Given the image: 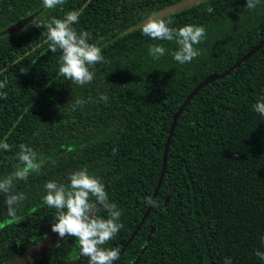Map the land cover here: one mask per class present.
Listing matches in <instances>:
<instances>
[{"label":"trees","instance_id":"obj_1","mask_svg":"<svg viewBox=\"0 0 264 264\" xmlns=\"http://www.w3.org/2000/svg\"><path fill=\"white\" fill-rule=\"evenodd\" d=\"M180 0H65L55 9L42 0H0V32L39 9L17 32L0 35V178L14 171L21 143L37 153L39 173L15 182L26 200L9 216L0 193V264L42 240L55 209L43 202L49 180L68 184L85 168L101 179L109 201L122 210L123 228L105 247H124L152 198L163 165L173 115L206 77L226 71L264 39V0H207L171 13L170 27L204 26L200 55L179 64L174 42L141 33L145 13ZM211 6L213 11L206 9ZM83 9L73 27L101 46L105 62L95 79L78 86L58 76L60 51L45 43L36 20L63 18ZM163 44L153 59L148 48ZM20 63H14L19 58ZM107 102H96L99 95ZM264 97V44L227 75L205 85L175 124L165 171L151 210L116 264H264V116L254 105ZM77 99L85 101L73 109ZM113 149H116L114 152ZM106 216L107 213H100ZM146 249L143 251V248ZM89 264L76 238L67 237L33 264Z\"/></svg>","mask_w":264,"mask_h":264},{"label":"clouds","instance_id":"obj_2","mask_svg":"<svg viewBox=\"0 0 264 264\" xmlns=\"http://www.w3.org/2000/svg\"><path fill=\"white\" fill-rule=\"evenodd\" d=\"M261 0H246V8L254 10ZM47 9H55L63 5L65 0H42ZM198 3L207 4V0H198ZM213 11L209 5L206 9ZM83 9L68 11L63 18L51 17L45 20H36L33 25L37 28H45L47 37L45 43L51 52L60 51L59 68L57 75L72 81L78 86L90 84L95 79V65L105 62L101 46L89 43L90 34L73 27L79 22ZM172 20L158 16L156 13H145L144 20L139 24L141 33L153 40L174 42L177 45L173 51V59L183 65L191 63L201 53L200 44L206 37L204 26L186 24L182 27H170ZM149 55L159 60L166 54L163 44H152L148 48ZM22 57L14 61L20 63ZM6 86L5 81H0V89ZM0 97L7 98L6 92H0ZM109 97L99 95L96 102H107ZM85 101L77 99L73 109L82 107ZM254 110L264 116V97L257 101ZM0 150L10 151L11 146L6 141H0ZM115 152L116 149H113ZM18 163L14 171L0 178V193L6 196L5 204L9 216H14L18 207L23 205L26 196L23 192L14 191L15 182L27 180L30 174L39 173L42 164L38 153L29 145L21 143L16 153ZM68 184L49 180L45 183L43 202L51 209H55L54 222L51 224L52 232L61 239L73 237L78 240L80 255L89 259V264H113L119 258V248H108L105 245L113 240L123 224L120 222L122 210L115 203L109 201L105 185L101 179L81 168L71 172L68 176ZM152 207L157 203L152 198L145 201ZM101 211L107 215H101ZM264 241V237H262ZM256 255L264 260V252L259 250ZM225 264H232L230 258Z\"/></svg>","mask_w":264,"mask_h":264},{"label":"water","instance_id":"obj_3","mask_svg":"<svg viewBox=\"0 0 264 264\" xmlns=\"http://www.w3.org/2000/svg\"><path fill=\"white\" fill-rule=\"evenodd\" d=\"M198 0H180L174 4H171L169 6H166L160 10H158L157 12H155L158 16L160 17H166L171 13L177 12L179 10H182L183 8H188L189 6H194L197 5ZM42 10L39 9L25 17L20 18L17 22L9 25L8 27H6L4 30H2L0 32V35H4V34H9V33H13V32H17L20 31L21 29H23V27L25 26V24L27 22H29L31 19H33L36 15H38V13ZM142 22V21H141ZM140 22V23H141ZM138 25H134L131 26L130 28H128L125 32L131 31L133 29H136ZM264 44V39H262L253 49H251L249 52H247L245 55H243L239 60H237L232 66H230L226 71L220 73V74H211L208 77H206L202 82H200L189 94L188 96L185 98V100L182 102V104L180 105V107L178 108V110L175 112V114L173 115V120L170 126V129L168 131V137H167V141L165 143L164 146V153H163V165H162V169H161V173L157 182V186L154 190L152 199L154 200L158 189L161 185L162 182V178L164 175V171H165V164H166V154H167V150H168V146L170 143V138L173 134L174 128H175V124L177 122L178 117L181 115L183 109L185 108V106L187 105V103L208 83L218 79V78H222L225 75H227L230 71L233 70L234 67L239 66L243 61L247 60L252 54H254L258 49H260L262 47V45ZM151 205H148L146 211L144 212L140 222L138 223V225L136 226L135 230L132 232L131 236L128 238L127 242L125 243L124 247L121 249L120 253H119V258L121 257V255L124 252L125 246H127L131 241L132 238L135 236L137 230L141 227V225L143 224V222L145 221L146 217L148 216L150 210H151ZM64 239H61L56 233L54 232H49L45 235V237L40 240L39 242H37L35 245L29 247L28 249H26L22 254L12 258L11 260H9L6 264H33L35 263L39 258L43 257L48 251H50L51 249H53L54 247H56L59 243H61ZM147 246H145L143 248V251L146 249ZM118 258V259H119ZM118 259L116 261L113 262V264H116V262L118 261ZM139 257L136 259V261L133 264H137L139 262ZM68 264H76V260L72 259L68 262Z\"/></svg>","mask_w":264,"mask_h":264}]
</instances>
